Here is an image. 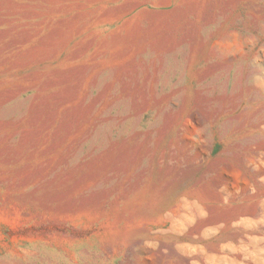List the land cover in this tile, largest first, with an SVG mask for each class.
I'll return each mask as SVG.
<instances>
[{
    "label": "rangeland",
    "instance_id": "rangeland-1",
    "mask_svg": "<svg viewBox=\"0 0 264 264\" xmlns=\"http://www.w3.org/2000/svg\"><path fill=\"white\" fill-rule=\"evenodd\" d=\"M0 264H264V0H0Z\"/></svg>",
    "mask_w": 264,
    "mask_h": 264
}]
</instances>
